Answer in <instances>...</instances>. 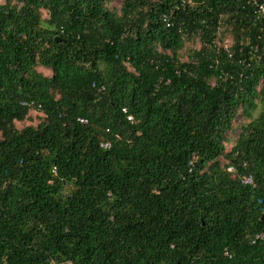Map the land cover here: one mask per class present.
Masks as SVG:
<instances>
[{"label":"trees","instance_id":"1","mask_svg":"<svg viewBox=\"0 0 264 264\" xmlns=\"http://www.w3.org/2000/svg\"><path fill=\"white\" fill-rule=\"evenodd\" d=\"M262 11L2 0L0 264H264Z\"/></svg>","mask_w":264,"mask_h":264},{"label":"built area","instance_id":"2","mask_svg":"<svg viewBox=\"0 0 264 264\" xmlns=\"http://www.w3.org/2000/svg\"><path fill=\"white\" fill-rule=\"evenodd\" d=\"M262 14L264 16V11H262ZM161 19L166 24V26H168L167 17L165 15H163L161 17ZM92 86H93V84H92ZM102 90H103V87H99V88L96 89L97 93L101 92ZM22 105H25V104L22 103ZM121 112L125 115L126 121H128L129 123L133 122L132 116L128 115L124 108L121 109ZM77 121L79 123H85L86 122L83 119H77ZM99 146L102 149H109L110 143L108 141L107 142H101L99 144ZM225 170H226L227 173H229V174H231L233 176H236V178L240 181V183L242 185H245V186H253L254 185L253 180H252L250 175L238 176L237 175V171H236V169L233 166L228 165V166H226ZM261 238H262L261 234H256L253 239L254 240H259ZM51 264H72V263L70 261H51Z\"/></svg>","mask_w":264,"mask_h":264},{"label":"rangeland","instance_id":"3","mask_svg":"<svg viewBox=\"0 0 264 264\" xmlns=\"http://www.w3.org/2000/svg\"><path fill=\"white\" fill-rule=\"evenodd\" d=\"M1 2H2V0H0V3ZM222 45H223V48L225 49L226 47H228L230 45V40L228 38L223 39ZM187 46L189 47V45H187ZM197 47H198V45H195V48H197ZM180 55H181V59L186 60V55H187L186 51L181 52ZM36 71L41 73L44 76L50 75V71L43 69V68H40V67H37ZM31 115H34L33 111L31 112ZM35 122H36V120L28 121L25 124L15 123V127L17 129H20L22 126L35 124ZM243 122L244 121L240 118V116H238L236 118L235 122L233 123V131L226 134V138H227V142L225 144L226 150H229L231 145L233 144V142L236 140V136L239 132V125L242 124ZM222 161H224V160H222Z\"/></svg>","mask_w":264,"mask_h":264},{"label":"water","instance_id":"4","mask_svg":"<svg viewBox=\"0 0 264 264\" xmlns=\"http://www.w3.org/2000/svg\"><path fill=\"white\" fill-rule=\"evenodd\" d=\"M59 40H60V39H59L58 37H55V38H54V41H55V42H59Z\"/></svg>","mask_w":264,"mask_h":264}]
</instances>
